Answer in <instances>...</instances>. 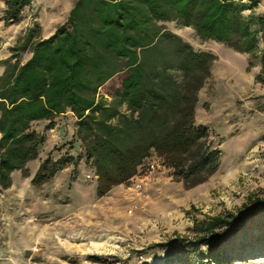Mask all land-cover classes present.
<instances>
[{
  "label": "trees",
  "instance_id": "16d2710c",
  "mask_svg": "<svg viewBox=\"0 0 264 264\" xmlns=\"http://www.w3.org/2000/svg\"><path fill=\"white\" fill-rule=\"evenodd\" d=\"M260 3L74 0L51 36L41 38L38 26L27 29L0 75V190H8L11 175L25 174L38 158L45 136L34 123L45 121L44 130L51 131L66 113L75 119L81 154L56 160L49 154L32 186L48 183L70 164L75 171L84 160L101 198L132 180L153 155L184 189L206 183L219 169L221 152L208 128L195 123V106L216 57L195 51L163 24L175 22L199 40L239 54H258L255 80L263 83L264 14L255 13ZM30 5L31 0H5L0 22L18 25ZM193 231L192 238L176 240L179 264L263 259L264 196H249L237 213L195 221Z\"/></svg>",
  "mask_w": 264,
  "mask_h": 264
},
{
  "label": "rangeland",
  "instance_id": "374dc122",
  "mask_svg": "<svg viewBox=\"0 0 264 264\" xmlns=\"http://www.w3.org/2000/svg\"><path fill=\"white\" fill-rule=\"evenodd\" d=\"M73 2L31 0L18 25L0 22V71L27 29L38 26L40 35L51 36ZM255 13L264 14V0ZM163 26L195 51L216 57L195 106V123L208 128L221 152L216 174L201 190H186L153 155L157 162L151 175L143 171L138 180L98 198L94 171L82 160L75 171L70 164L34 187L31 180L49 154L54 160L81 154L75 120L59 117L52 131L44 130L45 121L34 123L33 129L45 136L38 158L27 164L25 174L11 175L8 190H0V264H179L176 240L192 238L195 221L237 213L249 196H264V82L255 80L259 55L203 42L175 22ZM232 264H264V258Z\"/></svg>",
  "mask_w": 264,
  "mask_h": 264
},
{
  "label": "crops",
  "instance_id": "0c3cea01",
  "mask_svg": "<svg viewBox=\"0 0 264 264\" xmlns=\"http://www.w3.org/2000/svg\"><path fill=\"white\" fill-rule=\"evenodd\" d=\"M40 37H41V38H47V37L44 36V35H40ZM27 56L30 57V55H26V57H27ZM24 57H25V56H24ZM23 62H25V60H24ZM2 72H3V69L0 71V75L2 74ZM63 117H70V119L75 120V119L73 118V116H72L71 113H66L65 115L60 116V118H63ZM57 119H59V118H57ZM51 131H52V130H51ZM155 158H156L155 156H151V158H149V160H147L143 165H141V167L138 169V173H137V175L134 177V179H137V180H138L140 174H141L143 171L148 170V168H147L148 165H150V164L155 165L156 162H157V161L155 160ZM204 184H205V183H204ZM204 184L197 186L198 188L195 187V188L198 189L197 191L201 190L202 187H205V186H203ZM153 185H154V184H153ZM193 189H194V188H193ZM189 190H191V189H189Z\"/></svg>",
  "mask_w": 264,
  "mask_h": 264
},
{
  "label": "built area",
  "instance_id": "2783aa9c",
  "mask_svg": "<svg viewBox=\"0 0 264 264\" xmlns=\"http://www.w3.org/2000/svg\"><path fill=\"white\" fill-rule=\"evenodd\" d=\"M147 168H148V174L149 175H151L155 171V165H153V164L148 165ZM137 188L139 189L140 185H138Z\"/></svg>",
  "mask_w": 264,
  "mask_h": 264
}]
</instances>
